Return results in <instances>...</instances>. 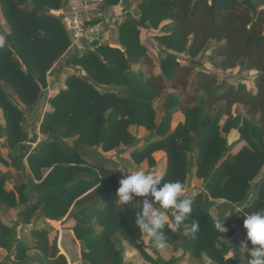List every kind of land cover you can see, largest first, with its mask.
Here are the masks:
<instances>
[{
	"label": "trees",
	"instance_id": "1",
	"mask_svg": "<svg viewBox=\"0 0 264 264\" xmlns=\"http://www.w3.org/2000/svg\"><path fill=\"white\" fill-rule=\"evenodd\" d=\"M63 1L0 0L9 29L0 25V148L11 152L9 163L0 152V165L22 175L25 161L29 169L26 181L12 190L6 189L9 176L0 171V206L18 208L25 223L37 217L71 219L81 263L125 264V241L151 264H178L184 256L197 264H247L248 254L230 240L237 209L243 216L264 209V0H135L137 17L126 16L118 25V47L94 44L72 53L62 18L51 14ZM124 1L102 0L100 8ZM141 30L156 32L153 41L162 57L149 56ZM182 55L187 62H179ZM67 68L77 73L48 100L52 110L39 126L46 140L30 152L25 110L39 105L47 75ZM233 72L248 74L250 87L232 83ZM155 100L163 111L159 122ZM176 113L184 122L171 130ZM130 126L144 128L147 136L136 138ZM232 131L239 137L229 144ZM122 149L134 164L147 161L151 167L157 164L153 154L163 152L162 183L179 181L184 190L191 177L202 181L191 216L176 231L167 223L163 229L166 245L182 251L181 258L165 261L150 239L147 245L141 239L135 214L145 197H135L136 208L131 203L122 208L115 200L122 177L101 153ZM165 214L173 225L175 209ZM214 217H226V230L214 228ZM193 221L199 227L194 234ZM16 224L0 221V249L15 251L20 258L15 264H27ZM33 237L41 264H67L56 240L49 245L38 231Z\"/></svg>",
	"mask_w": 264,
	"mask_h": 264
},
{
	"label": "rangeland",
	"instance_id": "2",
	"mask_svg": "<svg viewBox=\"0 0 264 264\" xmlns=\"http://www.w3.org/2000/svg\"><path fill=\"white\" fill-rule=\"evenodd\" d=\"M136 4H137V2H135V0L131 1V7H128V3L126 1H124L122 3L121 13H123V16L119 17V22L117 24H115L114 27H111V26H113V22L111 21L113 14L106 13V12L105 13L103 12V14L101 16H99L97 14L95 20H98V25L100 27L99 30H105V33H109L107 35V37L105 35H102L100 37L98 45L109 43L113 47L117 46L116 44L114 45V43H116V40H117L118 25L124 20V18L126 16H131L134 18L137 17V10L135 7ZM51 14H53V13H51ZM53 15L56 16V14H53ZM0 25L4 29L5 32L9 31L5 21L2 19L1 16H0ZM154 34H156V32L145 31V30L140 31V42L148 49V54L152 59L163 56L159 47L153 41V35ZM0 38H1V36H0ZM86 49H87V47L85 49H82L79 51H84ZM76 50H78V49L75 47L70 48L71 53L76 51ZM204 57H205V55H204ZM177 58H178L179 62H182V63L188 61V58L185 55L178 56ZM202 63H205V61L204 62L202 61ZM204 68H208V67H206V65H205ZM134 70H142L143 71L144 68L142 66H136V67H134ZM213 72H214V70H213ZM74 73H77V71L74 68H67V69H64L61 74H58V73L51 74V75L48 74L47 75V87L45 89H42V97H41L39 105L31 111L25 110L24 115H25L26 121H25L24 125L26 127L28 138L30 141H32V142H29L30 144H27V143L26 144L29 145L30 148H31V144H33V146H34V147L32 146V149L30 150V152H32L34 149H36L40 144H42L46 140V137L39 133V126H40V123L43 119L44 114L47 112H50L52 110L48 104V100L50 98H52L53 96H55L60 90H63V89H61V87H62L61 85L65 86L63 84L65 78L69 75L74 74ZM214 73L221 75V73H219L218 71H216ZM229 77H230L229 80L232 83H238V82L242 81V82H245L247 87H250V84L248 83V81H249V75L248 74H243V73H241V74L236 73L235 74V72H233V73L229 74ZM153 107L156 111V120H157V122H159L162 118V115H163V111L161 108V102L159 100H155ZM183 122H184L183 115L180 113H176L173 116V120L171 123V130L175 129L178 124H182ZM0 125H3V119H2L1 111H0ZM129 132L138 139H143L144 137L147 136V132L144 128H136L134 126H130ZM231 139H232L231 136L227 137L228 142H231L232 141ZM2 143H3V139H0V146ZM0 152L3 156V158L9 163V157L8 156L11 153L9 151V149H6V148L1 149L0 148ZM101 154L110 160L111 166L113 164L117 166L119 173H120V176L122 178L124 177L125 173H132V172H135L137 170H143L149 174L161 175L162 171L165 168V164H166V156L163 152H156L153 154V158L157 163L155 167H151L147 161H144L140 165L134 164L133 161L130 159L128 152L125 151L124 149H122V151H112V152H109L107 154L106 153H101ZM23 165L25 167V170H24L22 175L17 174V172L9 165L0 166V168H2L3 172H7L8 176L10 178L9 181H13L16 184L17 183L19 184L24 180L26 181V179L29 175V169L26 167L25 161H23ZM195 179L196 178L191 177L187 183V187H185L186 190L185 189L183 190L182 195L185 199L192 200L199 192L202 191L201 180H199V179L195 180ZM6 187H7V189H11L13 187V185H10L9 183H7ZM236 211H239V210H236ZM211 213L214 214V210ZM166 217H167V215H166ZM233 218H234V220L232 221L231 227L234 228L235 234L231 238L230 241L233 244L238 242V244L240 245L241 241L246 240V229L243 227L244 219L246 217L243 216L242 213L239 211V213H236V212L234 213ZM166 223L170 224L168 221V218L166 220ZM146 240H147V238H146ZM126 245H128V244H126ZM158 251L160 253V256L165 261H168V260L173 259V258H181L183 256L182 251H176L175 252L172 250V248L169 245H165V247L162 249L158 248ZM146 252H147V254L153 256V253L151 252V250L148 249ZM137 253H139V252L137 251ZM232 254H233V251H231L228 254V257H231ZM140 256H141V254H140ZM142 258L145 260L144 257H142ZM77 259H78V257H77ZM144 264H151V263H149L147 260H145ZM178 264H197V262L193 259H190L188 256H184V257H182V260L179 261Z\"/></svg>",
	"mask_w": 264,
	"mask_h": 264
},
{
	"label": "clouds",
	"instance_id": "3",
	"mask_svg": "<svg viewBox=\"0 0 264 264\" xmlns=\"http://www.w3.org/2000/svg\"><path fill=\"white\" fill-rule=\"evenodd\" d=\"M3 39L0 38V46H3ZM161 175L146 173L137 170L132 173H125L119 181V188L116 191L115 200L122 206L132 204L134 207L135 197H145L139 211L135 214V224L139 229L140 237H147L151 240L153 247L164 248L167 243V236L163 231L167 217L165 212L168 209H175L173 217V231L181 228L183 223L191 216L192 201L181 199L183 185L179 181L163 182ZM151 196L150 201L147 197ZM155 205V206H154ZM136 208V207H134ZM239 213V211H236ZM243 227L246 229V241H241L239 252L248 254L247 264H264V209L244 214ZM226 217H214L213 225L218 231L226 230ZM199 230L196 221H193L191 232L194 234ZM247 241L253 246L248 248ZM215 247L221 249V242Z\"/></svg>",
	"mask_w": 264,
	"mask_h": 264
},
{
	"label": "crops",
	"instance_id": "4",
	"mask_svg": "<svg viewBox=\"0 0 264 264\" xmlns=\"http://www.w3.org/2000/svg\"><path fill=\"white\" fill-rule=\"evenodd\" d=\"M131 1L132 0H126V2L128 3V7H131ZM121 7L122 6L119 7L118 5H116V6L106 9L105 11H102V13L106 12V13H111V14H114V13L119 14L121 11ZM54 12L56 11H51V13H54ZM108 34L109 33H105V36L107 37ZM106 44L113 47L109 43H106ZM115 44L116 43H114V45ZM114 47H118V46H114ZM205 65L206 67H208L207 69H211L209 64H204V66ZM61 86H62L61 89H65V86L63 85ZM229 136H231L232 141L228 143L232 144L238 140L239 134L237 133V131H232L229 134ZM27 144H30V143H27ZM32 146L33 144H31L30 150L32 149ZM0 171L3 172L2 168H0ZM3 173L7 174V172H3ZM259 179L260 177L257 178L255 183H257ZM7 183H9L10 185H13L11 189H7L6 187L7 190H12L14 186L18 184V183L17 184L14 183L13 181H9ZM201 185H202V181H201ZM18 214H19L18 208L6 209L3 206H0V221L2 222V224L8 227H11L17 222L16 238L20 242V246H21L20 255L22 256V258L29 260L27 264H41L40 256H42V253L37 247V242L33 237V232L35 231L44 232L46 234V240L49 245L53 240L57 241V248L59 250V254L65 257L67 264H82L81 263L82 248L81 247L77 248L74 245L73 235L70 231L71 228H73L74 226V222L71 219H69L68 217H65L61 221H52V220L45 219L43 217H37L33 219L32 221H30L29 223H25L24 221L18 219ZM169 225H170L169 227L173 229V225L172 224H169ZM95 231L98 233L100 229L96 227ZM146 238L147 237H144L142 239L145 245H147L149 242V238H147V240ZM126 244L127 243L125 241H122V252H123L124 263L125 264H144L145 260L140 256L139 253H137L134 247L130 245L128 246ZM19 259H20L19 257L16 258L15 251L8 253L5 250L0 249V264H15L16 262H18Z\"/></svg>",
	"mask_w": 264,
	"mask_h": 264
},
{
	"label": "built area",
	"instance_id": "5",
	"mask_svg": "<svg viewBox=\"0 0 264 264\" xmlns=\"http://www.w3.org/2000/svg\"><path fill=\"white\" fill-rule=\"evenodd\" d=\"M59 11L54 12L56 16L62 18V22L71 38V47L78 50L93 49L94 44H99L100 37L105 35V30H99L97 14L101 16L100 4L102 0H64ZM122 2H119L120 7ZM122 11V9H121ZM113 14L111 21L115 24L119 22V17L123 13ZM70 47V48H71Z\"/></svg>",
	"mask_w": 264,
	"mask_h": 264
},
{
	"label": "water",
	"instance_id": "6",
	"mask_svg": "<svg viewBox=\"0 0 264 264\" xmlns=\"http://www.w3.org/2000/svg\"><path fill=\"white\" fill-rule=\"evenodd\" d=\"M82 264H88L86 261H83Z\"/></svg>",
	"mask_w": 264,
	"mask_h": 264
}]
</instances>
